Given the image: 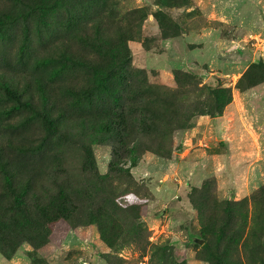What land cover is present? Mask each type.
Returning a JSON list of instances; mask_svg holds the SVG:
<instances>
[{"label":"rangeland","instance_id":"374dc122","mask_svg":"<svg viewBox=\"0 0 264 264\" xmlns=\"http://www.w3.org/2000/svg\"><path fill=\"white\" fill-rule=\"evenodd\" d=\"M5 84L0 264H264V0H0Z\"/></svg>","mask_w":264,"mask_h":264},{"label":"trees","instance_id":"16d2710c","mask_svg":"<svg viewBox=\"0 0 264 264\" xmlns=\"http://www.w3.org/2000/svg\"><path fill=\"white\" fill-rule=\"evenodd\" d=\"M0 88L3 89L4 91H6L8 94L14 93L15 95H17L19 101L23 103V105L20 107H23L24 109H31L33 111L34 110L36 111L35 103H34L33 99L32 98L28 99L25 96V92L23 90L18 89L13 84L12 85L5 84V85H2V87H0ZM75 97L78 98V95H75ZM81 99L78 101L79 106H77V107L80 108L79 111L83 112L85 109H84V106L80 105ZM19 108L15 109V110H19ZM35 113H37V112H35ZM37 115H38V113H37ZM21 126L25 127L26 125H25V123H22ZM21 126H20L19 130L21 129ZM21 136H23V138H24V136H26L27 139L31 138L30 136L27 135V132L23 133L19 137H21ZM1 148H3V147H1ZM7 150H9V152L12 153L11 149H9V148H7L5 151L3 150L2 152H0V161L2 163L4 162V160L9 161V163H12L13 161H15V158L11 157L12 154H8L9 156L5 157ZM16 152H22L20 156L23 155L22 157H25L27 159V161H28V158H33L32 160L34 161L36 156H38L37 159H43V157H44V143H42L38 148L33 149V150H26L24 148H20V149H17ZM14 157H16L15 153H14ZM56 161H57V159L55 160V162ZM133 166H136V164H133ZM5 173H7V172H5ZM12 187H13V184H12Z\"/></svg>","mask_w":264,"mask_h":264}]
</instances>
